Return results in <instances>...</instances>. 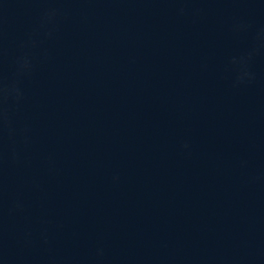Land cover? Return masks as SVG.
Instances as JSON below:
<instances>
[{"label":"clouds","instance_id":"obj_1","mask_svg":"<svg viewBox=\"0 0 264 264\" xmlns=\"http://www.w3.org/2000/svg\"><path fill=\"white\" fill-rule=\"evenodd\" d=\"M246 74L247 73H244V75H246ZM242 78H243V76L240 77V79H242ZM0 98H6V92H5V90L0 89Z\"/></svg>","mask_w":264,"mask_h":264}]
</instances>
